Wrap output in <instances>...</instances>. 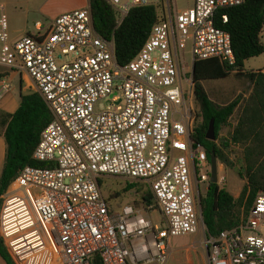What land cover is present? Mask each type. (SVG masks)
Here are the masks:
<instances>
[{
    "label": "built area",
    "instance_id": "2783aa9c",
    "mask_svg": "<svg viewBox=\"0 0 264 264\" xmlns=\"http://www.w3.org/2000/svg\"><path fill=\"white\" fill-rule=\"evenodd\" d=\"M104 1L115 25L132 6L158 5L163 15L122 64L111 35L94 31L88 5L58 14L42 36L11 41L0 3V64L27 73L51 115L32 151L48 163L21 165L1 197L0 239L11 261L91 264L96 255L99 264H164L171 236L201 229L207 264H264V191L241 222L206 234L198 188L207 187L209 161L191 139L197 109L180 73L186 38L192 60L234 61L228 32L213 20L244 0H185L182 9L177 0ZM7 82L0 77V89ZM99 98L111 106L95 109ZM101 175L143 182L163 226L128 204L112 212Z\"/></svg>",
    "mask_w": 264,
    "mask_h": 264
},
{
    "label": "trees",
    "instance_id": "16d2710c",
    "mask_svg": "<svg viewBox=\"0 0 264 264\" xmlns=\"http://www.w3.org/2000/svg\"><path fill=\"white\" fill-rule=\"evenodd\" d=\"M88 6L94 31L106 38L111 35L114 59L118 64L134 55L151 24L163 17L158 5H138L129 8L120 23L115 25L114 12L104 0H88ZM220 14L225 15V21L220 20ZM213 23L228 32L234 61L227 63L216 57L191 60L190 90L197 109L196 122L190 132L191 139L203 147L207 161L209 155L213 154L218 162L220 160L224 165L230 166H233V162L227 157V153L232 151L230 142L241 139L242 142L247 140L248 144L242 147V164L235 171L239 177L244 178L237 195L231 196L217 181L208 182L203 193L199 195L200 217L206 234L210 236L241 222L255 192L264 191V136L254 126L241 135L238 129L245 120L241 114L228 137L218 138V130L234 111L239 96L216 103L203 87L204 80L223 78L231 71L238 80L243 78L258 82L264 79V73L259 69L246 70L242 67L244 59L263 51V42L259 36L264 25V0H244L238 5L220 7L215 11ZM47 108L36 91H21L18 106L10 113L0 108V134L5 142L0 169V202L6 185L21 165L27 163L42 166L48 163L32 157L38 133L51 117ZM209 120L212 121L214 131L212 139L205 137ZM129 186L132 184L127 183L125 187ZM140 194L145 203L150 202L151 193L147 187ZM0 254L7 264H13L1 239ZM91 264H99L96 255H93Z\"/></svg>",
    "mask_w": 264,
    "mask_h": 264
},
{
    "label": "crops",
    "instance_id": "0c3cea01",
    "mask_svg": "<svg viewBox=\"0 0 264 264\" xmlns=\"http://www.w3.org/2000/svg\"><path fill=\"white\" fill-rule=\"evenodd\" d=\"M0 3L3 4L2 11L3 14H5L7 21L6 32L8 40L13 41L24 33L30 34L31 36H42L48 31L54 18L57 17L58 14L70 9L85 7L88 5V0H0ZM43 17L45 18L44 21L42 20ZM259 38L263 42V51L244 59V61H242V67L246 70L259 69L260 72L264 73L263 28L260 30ZM2 76L8 81V87L5 90L0 89V108L5 112L10 113L18 106L21 91L33 92L36 90L34 89L32 79L25 72H16L0 64V77ZM237 95L239 96V101L235 106L234 111L228 116L226 123L219 128L218 138L223 139L228 137L229 132L233 129V126L236 123L237 117L241 114L245 117V120L238 129L241 135L245 130L254 126V128L260 130L261 135L264 136V79H261L258 82L243 78L237 80L232 95L224 101L233 100ZM210 98L216 103H221V101H223L212 97ZM247 144V140L242 142L241 139L233 143L230 142L232 147L231 152H234V154H231L229 151V153H227L228 159L233 163L237 162V165L242 164L241 150L242 147ZM4 153L5 142L0 134V169ZM239 178L242 180L243 184L244 178ZM238 191L235 194L230 195L235 197ZM3 193L1 194V197ZM167 246L169 247V239ZM175 248H177V245L170 250L173 251ZM189 250L193 256L186 257V262L189 261V264H194L198 257L201 258L202 264H207L206 254L203 247L201 251H197L194 247H192V249L189 248ZM172 251L170 257L176 259V256H173ZM0 264H7L1 254Z\"/></svg>",
    "mask_w": 264,
    "mask_h": 264
},
{
    "label": "rangeland",
    "instance_id": "374dc122",
    "mask_svg": "<svg viewBox=\"0 0 264 264\" xmlns=\"http://www.w3.org/2000/svg\"><path fill=\"white\" fill-rule=\"evenodd\" d=\"M185 2V0H177L176 3L178 7L182 9L186 4ZM44 19L45 18L43 17L42 20L44 21ZM262 28L264 29V26ZM191 60L190 42L189 39L186 38L182 56L184 67L183 69H180V73L188 79H190ZM237 80L238 77L234 75L233 71H231L223 78L204 80L203 87L210 97L225 100L232 95V91H234ZM118 93L119 91H116V94ZM190 97L193 105L196 108V105L192 99V95H190ZM107 106H111V100L109 98H99L94 103L95 109H102L106 108ZM231 154H234V152H231ZM236 163L237 162L233 163V166H230L224 165L220 160L219 162L216 160V177L219 181L218 184L221 186L223 185L231 195L235 194L238 189H240L242 184V180L235 172L238 166ZM98 182L99 189L108 206L111 207L109 208L112 212H119L123 205L128 204L133 209H138L142 216L147 218L151 223L156 224L159 227L163 226L160 211L153 205L152 197L149 203H145V201L141 198L140 193L142 189L147 187L143 182L135 179H128L127 177L121 175H101ZM127 183H131L132 186L126 188L125 186ZM204 188V184L201 183L200 187L198 188L199 195L203 193ZM202 239L203 236L201 229H198L195 233L171 236V238H169V247L167 249V259L164 264H189L190 262H186L185 259L186 257L193 256L189 248L192 249V247H194L197 251H201L203 247ZM175 245H177V248H175L173 251L170 250L171 248H174ZM171 251L173 256H176V259L170 257ZM194 264H202L201 258L197 257Z\"/></svg>",
    "mask_w": 264,
    "mask_h": 264
},
{
    "label": "water",
    "instance_id": "95a60500",
    "mask_svg": "<svg viewBox=\"0 0 264 264\" xmlns=\"http://www.w3.org/2000/svg\"><path fill=\"white\" fill-rule=\"evenodd\" d=\"M205 137L206 139H212L214 137L213 125L211 120L208 121L207 127L205 129ZM208 160V182H216V158L213 154H211L209 155Z\"/></svg>",
    "mask_w": 264,
    "mask_h": 264
}]
</instances>
